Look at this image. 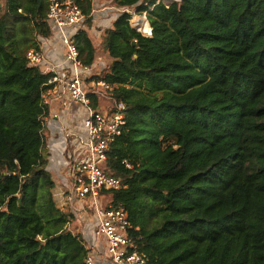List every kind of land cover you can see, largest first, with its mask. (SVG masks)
Instances as JSON below:
<instances>
[{
  "label": "trees",
  "instance_id": "16d2710c",
  "mask_svg": "<svg viewBox=\"0 0 264 264\" xmlns=\"http://www.w3.org/2000/svg\"><path fill=\"white\" fill-rule=\"evenodd\" d=\"M112 2L123 10L100 43L111 61L92 77L116 85L110 110L125 104L104 169L122 179L106 194L131 238L148 264H264V0ZM52 34L48 0L0 6V264H85L92 251L55 198L50 74L26 57ZM75 41L95 64L88 28Z\"/></svg>",
  "mask_w": 264,
  "mask_h": 264
},
{
  "label": "built area",
  "instance_id": "2783aa9c",
  "mask_svg": "<svg viewBox=\"0 0 264 264\" xmlns=\"http://www.w3.org/2000/svg\"><path fill=\"white\" fill-rule=\"evenodd\" d=\"M81 1L48 0L49 23L63 43L66 66L58 69L57 64L48 62L41 47L30 48L26 57L42 73L50 74L49 87L42 93L45 104L50 107L54 100H58L66 107L77 102L87 108V137L81 138L83 152L73 163L75 178L72 194L68 196L69 202L89 199L97 216L95 234L101 239L102 249H92L85 264H148L147 255L131 238V221L125 206L115 205L109 199L103 203L101 198L107 191L123 186L122 179L109 174L104 164L112 142L125 124V104L118 103L115 110L92 106L91 93L98 94L100 89L112 90L116 85L102 78H93L94 64L87 65L81 60L75 41V34L81 27L79 24L86 17ZM132 23L143 34H152L149 23L143 24L141 20Z\"/></svg>",
  "mask_w": 264,
  "mask_h": 264
},
{
  "label": "crops",
  "instance_id": "0c3cea01",
  "mask_svg": "<svg viewBox=\"0 0 264 264\" xmlns=\"http://www.w3.org/2000/svg\"><path fill=\"white\" fill-rule=\"evenodd\" d=\"M97 1L98 0H91L92 16L94 17L93 18L94 23L96 21V16L97 17L100 15L104 16L108 14V12H110V16L108 18L102 19L101 21L99 20V22L97 21L98 23L96 25L92 24L91 26H88L85 23V19H86L85 17L84 22L80 23L79 26L81 25L80 28H88L92 39L93 36L96 35L98 37V40L95 42L93 39V41L96 46L100 47L101 38H102L101 36L103 31L106 28H109L113 25L114 20L120 14L121 10H123V8L116 6L112 2V0H101L102 1L101 5L107 4L109 1H111L113 5L104 6L102 9L99 10L101 14H97L95 13L97 12L96 10ZM97 25L102 27L100 29H97L96 28ZM40 47L45 53L48 62L57 64L59 66L58 69L66 66V64L64 63L65 62L64 46L58 34L53 33L50 37L41 38ZM105 52L108 54L107 51ZM96 55H97L96 56L97 60L96 63L94 64V69L98 72L100 70L97 69L103 68L105 64H103L101 60L102 56L99 54V51H97ZM86 116H87V108L83 104L72 102L71 105L66 107L60 101L54 100L50 106V114L46 118L47 121H49L48 124L52 137L56 139V135L57 134L60 135L59 141L61 142L60 146L62 151L65 149V145H64L63 137L60 134L61 132L59 131L58 128H56L58 123L59 126L62 127V130L63 129L65 130L66 137L68 138L69 136L66 145H68L69 148H73L75 153L74 159L72 161V169H73L74 161L77 158H79L83 152L84 145L81 142V138L83 137L86 138V133H87L85 128ZM55 131H59V132H55ZM49 167L52 169L51 173L55 181L54 191H55V198L58 204L65 210L68 209L74 214L75 219L71 225L73 227H76L78 231L81 232V234L83 235L86 241L91 242L89 244V247H91L94 250L97 248L102 249L101 239L98 238L95 234L97 216L95 214L93 207L90 204L91 203L90 200L74 199L72 202L68 201V196L72 194V187L75 178L74 172L73 171L71 172L67 162L64 161V157H58V161L56 165H54V163L51 165V160H50Z\"/></svg>",
  "mask_w": 264,
  "mask_h": 264
},
{
  "label": "rangeland",
  "instance_id": "374dc122",
  "mask_svg": "<svg viewBox=\"0 0 264 264\" xmlns=\"http://www.w3.org/2000/svg\"><path fill=\"white\" fill-rule=\"evenodd\" d=\"M167 1V0H165ZM4 3V0H0V6H2V4ZM102 4V1L101 0H98L96 2V10L97 14H101V12H99L100 9H102L104 6L106 5H113V3L111 1H109L107 4ZM117 6V5H116ZM111 11V10H110ZM113 12V11H112ZM129 12L132 13V22H136V21H139L141 20L143 22V24H146V23H149L148 20H147V14L146 12H142L140 13L136 7H131L129 9ZM108 15V16H107ZM110 16V12H108V14L104 15V16H96V21L94 23V21H92V24H97L99 22V20L101 21L102 19H105V18H108ZM94 18V17H93ZM98 21V22H97ZM102 26H99L97 25L96 28L97 29H100ZM97 33V32H96ZM93 39L94 41L96 42L98 40V37L96 35L93 36ZM97 51H99V54L102 56V62L103 64L107 65L110 61V57L109 55L105 52V50L102 48V47H98L97 46ZM103 52V53H102ZM97 70H100L97 69ZM96 70L94 69V72ZM97 72V71H96ZM99 95V107L102 109V110H110V109H113V101H112V98L111 96L109 95V92H106L102 89H100V92L98 93ZM49 121L46 120V130H45V134L47 135V142H48V148H49V162L51 160V165L54 163V165L57 164V161H58V157H64V161L67 162L71 172L73 171L72 169V161L74 159V149L73 148H69L67 144L68 142V138L66 137V134H65V130L63 129L62 130V127L59 126V123L57 125L56 128L59 129V131L61 132V136L63 137V140H64V145H65V149L62 151L61 150V146H60V135L57 134L56 135V139L54 137H52L51 133H50V129H49V124H48ZM62 125V124H61ZM52 130V129H51ZM59 131H55V132H59ZM86 132H87V129H86ZM86 137H87V133H86ZM50 142H51V145H50ZM73 149V150H72ZM76 157V156H75ZM48 170L51 172V168L49 167V164H48ZM103 199V203H106V201H108L109 197L106 195H102L101 197ZM90 235V234H89ZM87 244L89 245L91 242L89 241H86Z\"/></svg>",
  "mask_w": 264,
  "mask_h": 264
}]
</instances>
